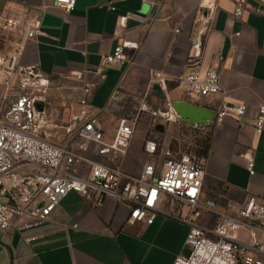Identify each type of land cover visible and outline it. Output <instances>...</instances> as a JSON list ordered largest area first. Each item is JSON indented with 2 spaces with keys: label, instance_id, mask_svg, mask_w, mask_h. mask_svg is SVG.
Here are the masks:
<instances>
[{
  "label": "crops",
  "instance_id": "obj_1",
  "mask_svg": "<svg viewBox=\"0 0 264 264\" xmlns=\"http://www.w3.org/2000/svg\"><path fill=\"white\" fill-rule=\"evenodd\" d=\"M149 1L154 4L151 10L139 0H76L74 10L66 13L54 0H0V14L10 15L21 5L41 12L40 29L34 40L24 43L20 65L37 66L53 87L77 84L73 74L93 83L89 103L102 111L109 137L119 118L144 108L137 122L142 137L137 145L133 137L124 160L129 173L133 159L137 172L148 160L141 146L150 131L149 114L184 101L182 78L191 69L193 45L201 42V58L194 68L201 76L216 69L221 87L219 94L191 103L215 114L208 125L194 129L208 141L201 199H213L218 213L226 200L241 203L248 195L264 197V123L260 133L254 125L264 103V13L256 14L248 3L236 20L238 0ZM122 41L139 44L138 50L125 51L130 63L96 72ZM155 85L160 95L154 93ZM224 102L244 106V115L217 122ZM249 157L253 175L247 170ZM216 212H203L196 224L212 229ZM128 215V206L112 198L96 203L69 192L41 227L24 233L11 228L0 235V264H172L189 253L185 208L181 219L158 214L149 225L129 223ZM30 237L34 240L23 241ZM235 238L249 242L243 230Z\"/></svg>",
  "mask_w": 264,
  "mask_h": 264
},
{
  "label": "built area",
  "instance_id": "obj_2",
  "mask_svg": "<svg viewBox=\"0 0 264 264\" xmlns=\"http://www.w3.org/2000/svg\"><path fill=\"white\" fill-rule=\"evenodd\" d=\"M139 1L154 8L149 0ZM248 3L256 14L264 13V0H238L234 19L241 17ZM54 4L69 13L76 0H54ZM40 23L41 12L23 5L10 15L0 14V235L11 228L24 233L41 227L67 193L75 192L96 203L112 198L126 204L129 223L149 225L158 214L181 219L185 208L189 253L172 264H264V197L248 195L241 203L226 200L218 213L213 199H201L204 158L196 152L197 126L184 123L171 103L151 112L150 131L141 146L148 160L137 173L127 172L124 160L144 108L119 118L109 137L102 111L93 110L89 103L96 88L93 83L73 74L70 77L77 84L53 87L37 66H21L24 43L36 38ZM138 48L136 42L118 43L96 72L129 64L125 51ZM200 58L201 42H196L188 64L191 69L182 78L188 103L221 92L216 69L201 76L194 68ZM244 112V106L224 102L216 121L241 117ZM263 123L264 103L254 121L258 133ZM158 124L162 131L155 129ZM253 167L252 158H247L250 175ZM206 211L217 213L210 230L196 224ZM242 230L249 236L247 244L236 241Z\"/></svg>",
  "mask_w": 264,
  "mask_h": 264
},
{
  "label": "water",
  "instance_id": "obj_3",
  "mask_svg": "<svg viewBox=\"0 0 264 264\" xmlns=\"http://www.w3.org/2000/svg\"><path fill=\"white\" fill-rule=\"evenodd\" d=\"M154 93L160 95V86L155 85ZM175 113L180 119L190 125H208L215 118L214 112L207 110L195 104H191L185 101H175L171 103ZM156 130L162 131V125L158 124L155 127Z\"/></svg>",
  "mask_w": 264,
  "mask_h": 264
},
{
  "label": "rangeland",
  "instance_id": "obj_4",
  "mask_svg": "<svg viewBox=\"0 0 264 264\" xmlns=\"http://www.w3.org/2000/svg\"><path fill=\"white\" fill-rule=\"evenodd\" d=\"M149 118H151V114H149ZM66 122V121H65ZM140 124V123H139ZM139 124H137V126L136 127H138V131H137V128H136V130H135V133H134V135H133V137H135V143H134V145H137L138 144V140H140V138L142 137V132L140 131V129H139ZM137 131V132H136ZM202 140H203V136H200V140L199 141H201L202 142ZM131 143H132V140H131V142H130V147H129V150H130V148H131ZM136 148H137V150H139L138 149V146H136ZM170 149H172V151L173 150H175V147H173V145H171L170 146ZM142 152V151H141ZM144 158V160H146V157L144 156L143 157ZM136 160H132L131 161V172H133L134 174L137 172V167H136Z\"/></svg>",
  "mask_w": 264,
  "mask_h": 264
},
{
  "label": "trees",
  "instance_id": "obj_5",
  "mask_svg": "<svg viewBox=\"0 0 264 264\" xmlns=\"http://www.w3.org/2000/svg\"><path fill=\"white\" fill-rule=\"evenodd\" d=\"M194 140L196 141L197 145H198V149L196 150L197 152V155L199 157H204L206 152H207V149H208V141L207 139H203L202 142L199 141L200 140V137H197L196 135L194 136Z\"/></svg>",
  "mask_w": 264,
  "mask_h": 264
}]
</instances>
